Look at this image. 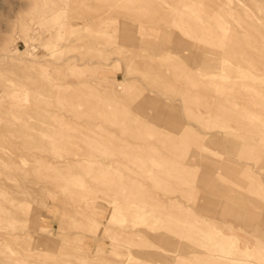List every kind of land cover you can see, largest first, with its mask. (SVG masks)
I'll return each instance as SVG.
<instances>
[{
  "label": "rangeland",
  "instance_id": "1",
  "mask_svg": "<svg viewBox=\"0 0 264 264\" xmlns=\"http://www.w3.org/2000/svg\"><path fill=\"white\" fill-rule=\"evenodd\" d=\"M0 264H264V0H0Z\"/></svg>",
  "mask_w": 264,
  "mask_h": 264
}]
</instances>
